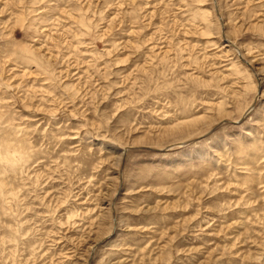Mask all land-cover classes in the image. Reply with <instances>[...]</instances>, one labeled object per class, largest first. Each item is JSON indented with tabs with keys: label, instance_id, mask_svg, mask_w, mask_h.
Instances as JSON below:
<instances>
[{
	"label": "rangeland",
	"instance_id": "obj_1",
	"mask_svg": "<svg viewBox=\"0 0 264 264\" xmlns=\"http://www.w3.org/2000/svg\"><path fill=\"white\" fill-rule=\"evenodd\" d=\"M215 3L0 0V264H264V0Z\"/></svg>",
	"mask_w": 264,
	"mask_h": 264
},
{
	"label": "snow or ice",
	"instance_id": "obj_2",
	"mask_svg": "<svg viewBox=\"0 0 264 264\" xmlns=\"http://www.w3.org/2000/svg\"><path fill=\"white\" fill-rule=\"evenodd\" d=\"M259 90H264V85L259 86ZM99 143V142H98ZM105 148H107V144L104 145Z\"/></svg>",
	"mask_w": 264,
	"mask_h": 264
},
{
	"label": "water",
	"instance_id": "obj_3",
	"mask_svg": "<svg viewBox=\"0 0 264 264\" xmlns=\"http://www.w3.org/2000/svg\"><path fill=\"white\" fill-rule=\"evenodd\" d=\"M214 5H216V3H215V0H214ZM215 10H216V6H215ZM237 50V49H236ZM238 51V50H237ZM239 58H240V56H239ZM241 59V61L243 62V63H245L246 64V62L242 59V58H240ZM249 66V65H248ZM250 67V66H249ZM253 107V106H252ZM250 109H252V108H250Z\"/></svg>",
	"mask_w": 264,
	"mask_h": 264
}]
</instances>
